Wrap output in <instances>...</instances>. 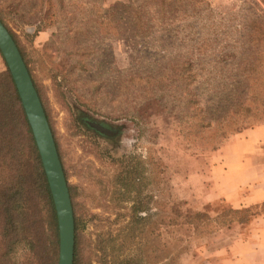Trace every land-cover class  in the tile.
I'll use <instances>...</instances> for the list:
<instances>
[{
    "label": "rangeland",
    "instance_id": "rangeland-1",
    "mask_svg": "<svg viewBox=\"0 0 264 264\" xmlns=\"http://www.w3.org/2000/svg\"><path fill=\"white\" fill-rule=\"evenodd\" d=\"M143 1L145 29L125 6ZM83 2L67 6L82 21L79 30L68 28L60 38V25L52 23L54 14L60 16V0H0L67 171L80 222L81 264H97L91 247L96 238L111 230L119 243L129 223L132 243L117 255L139 264H208L221 246L219 232L238 221L223 226L216 217L231 207L222 200L201 202L192 193L199 180H191L210 169L212 154L238 134L230 133L214 150L218 127L243 131L263 123L264 76L250 83L243 69L258 47L247 32L261 24L264 34V0H171L164 12L160 0ZM40 14L48 16L47 25L36 33L26 20ZM0 86L11 87L1 53ZM198 116L211 124L199 134L189 128ZM134 157L145 166L139 199L117 178ZM262 210L264 205L251 208L249 219ZM192 214L206 217L185 224ZM45 230H34L40 243L34 253H18L20 264H47Z\"/></svg>",
    "mask_w": 264,
    "mask_h": 264
},
{
    "label": "trees",
    "instance_id": "trees-1",
    "mask_svg": "<svg viewBox=\"0 0 264 264\" xmlns=\"http://www.w3.org/2000/svg\"><path fill=\"white\" fill-rule=\"evenodd\" d=\"M170 1L171 0H160L163 6L161 11H165V8L169 5ZM89 3H91V0H88V3H85V5ZM146 3L147 1H143L140 5H125L126 9L129 12H132V17L136 20L138 27L142 29H145V26L147 25L142 13L143 6ZM75 4H80L76 7H82L84 2L83 0H70L68 3H65L63 0H60V16L54 14L55 22H52L60 25L58 29V36L60 38L61 36H66L68 28L72 29L77 26L75 32L79 30L78 26L82 21H80L76 15L77 13L74 11L75 9H72L73 11L69 14L67 7ZM169 6H173V4H170ZM1 10L2 8L0 7V20L12 35L26 65L28 66L25 59V53L20 48L15 33H13L7 26ZM47 19V15L40 14L37 17H29L26 22L35 25L36 33H39L44 27H46L47 24L45 20ZM259 25L261 26V24L252 26L246 34L250 39H256V44L254 43V45L258 46L257 50L252 52L250 58L245 60L246 64L243 69L244 80H247L250 83H255L264 76V34H261L262 32L259 30ZM250 48L248 49L250 50ZM6 67L11 87L4 89V86H0V264H20L18 260L19 252L24 253L28 251L29 253H34L32 250H35L40 243V240L35 238V234L38 230L43 231L44 227L46 229L45 233L47 234V239L44 241L43 248H45V250L42 254L47 257V264H58L60 238L53 197L39 150L25 110L21 103L18 90L7 64ZM28 69L47 115L41 91L35 83L29 66ZM11 97L12 99L10 100ZM12 101L19 104V106H9L10 104H14ZM261 102L264 105V101L262 100ZM15 107L18 108L17 111L14 109ZM256 109L258 110V108ZM250 111L251 109L246 108L245 113H250ZM236 113L237 111H235V114ZM256 113L258 114L259 110ZM136 115H132V118H137L138 116ZM262 115H264V106H262L261 114L258 117V121L264 123V118L259 119ZM198 119V121L196 120L192 122V125L189 127L190 132L199 134L207 127H210L211 124L204 122L203 118L199 117ZM218 130H220V138L213 144L212 149L214 150L218 148L219 144L221 145L222 139H229L228 137L230 136L228 135L230 133L242 132V127H233L227 124L218 127ZM56 145L59 152V146L57 143ZM59 155L62 161V156L60 153ZM123 167L124 168L121 170L122 172H120L117 176L120 180V187L129 192L134 189L136 191V198L138 197L139 199L140 190L137 186L142 182V175L145 166L139 158L134 157V159H130V161ZM64 172L67 177V171L65 168ZM139 205L140 203L134 205V212H139ZM42 208V215H45L46 221L42 219L40 220V211ZM251 208L241 210L230 208L221 215L217 216L216 219H218L223 226L227 224L229 225L234 221H238L239 224L244 225L250 220L248 212H250ZM238 213H242L244 215L243 218L241 217L238 220L230 218V215L234 216ZM254 215L255 214L252 216ZM202 216L206 217L205 214L188 215L184 223L195 224L194 219L199 220L203 218ZM222 219L224 220L223 222H221ZM129 226L130 223L120 230L122 239L119 243L111 230L106 234L99 235L96 238L91 247L97 264H139L138 260H135V258H132L131 256L121 257V255H117L118 253L125 255L132 243V236H130L131 228ZM134 226L136 227V224H134ZM34 230L37 231L35 232ZM75 230L76 244L74 264H81L82 260L80 254L82 247L80 222L76 215Z\"/></svg>",
    "mask_w": 264,
    "mask_h": 264
},
{
    "label": "crops",
    "instance_id": "crops-1",
    "mask_svg": "<svg viewBox=\"0 0 264 264\" xmlns=\"http://www.w3.org/2000/svg\"><path fill=\"white\" fill-rule=\"evenodd\" d=\"M212 157V167L191 180H199L192 193L201 202L222 200L237 210L264 205V123L234 135ZM218 236L208 264H264V210Z\"/></svg>",
    "mask_w": 264,
    "mask_h": 264
},
{
    "label": "water",
    "instance_id": "water-1",
    "mask_svg": "<svg viewBox=\"0 0 264 264\" xmlns=\"http://www.w3.org/2000/svg\"><path fill=\"white\" fill-rule=\"evenodd\" d=\"M0 51L18 90L53 197L60 238L59 264H74L75 217L63 164L44 106L29 69L15 40L1 20Z\"/></svg>",
    "mask_w": 264,
    "mask_h": 264
}]
</instances>
